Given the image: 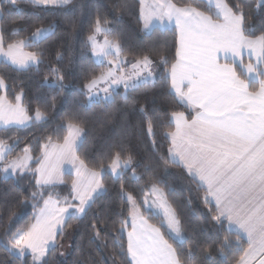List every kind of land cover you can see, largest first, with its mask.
<instances>
[{"label": "snow or ice", "instance_id": "1", "mask_svg": "<svg viewBox=\"0 0 264 264\" xmlns=\"http://www.w3.org/2000/svg\"><path fill=\"white\" fill-rule=\"evenodd\" d=\"M21 3L61 13V18L45 25L37 15L12 27L11 8L22 13ZM135 3L146 40L172 27L171 57L166 45L129 47L117 21L130 11V0L112 5L119 13L116 20L97 11L83 39L76 20L82 5L76 0H0V66L39 73L48 56L44 46L64 24L80 51L79 62L101 69L77 86L66 83L71 73L49 64L31 99L23 83L0 74V132L5 134L46 124L56 107L52 93L75 88L64 96L68 111L51 134L25 144L19 153L22 138L0 135V174L17 182L31 177L29 188L17 193V205L30 203L33 211V222L15 230L14 208H8L6 220L0 215L6 226L0 249L15 260L30 256L32 264H69L67 258L56 259L57 254L65 257L60 241L72 222L86 218L108 193L106 180L111 179L118 184L120 210L109 213L106 206L87 227L92 240L106 246L111 237L112 264H214L212 245L201 246L188 229L186 204L173 186L179 177L172 169L178 168L195 185L207 219L220 233L214 242L224 257L220 264H229L234 248L243 253L235 264H264V0ZM65 58V52L56 51L58 62ZM157 85L191 109L164 113L170 130L164 133L168 146L163 150L154 124L160 115L139 100L140 93ZM132 112L142 114L141 130L151 140L153 155L146 162L123 144L133 127L128 120ZM89 115L100 127L115 123L118 129L114 143L90 161L80 155L90 142ZM60 185L68 187V195L56 191ZM191 202L189 196L187 205ZM109 214L115 217L111 221Z\"/></svg>", "mask_w": 264, "mask_h": 264}, {"label": "trees", "instance_id": "2", "mask_svg": "<svg viewBox=\"0 0 264 264\" xmlns=\"http://www.w3.org/2000/svg\"><path fill=\"white\" fill-rule=\"evenodd\" d=\"M76 2L82 5V10L78 11L76 16L77 25L83 26L80 39H83L88 34L90 21L97 11L105 15L110 21L116 20V17L119 15V13L115 12L112 8L116 0H76ZM174 2L179 4L182 0H174ZM130 3L132 5L130 11L117 21V26L123 31L129 47L133 51H137L138 49H146L152 43L166 45L169 50L168 54L171 57L174 54L173 45L176 40V35L172 27L156 33L151 41L146 40L145 34L141 31V24L137 20L138 5L135 3V0H130ZM19 8L23 9L22 13L18 12L16 7L11 8V17L16 22L11 25L12 27H21L34 20L37 15L44 19L45 25L48 21H58L61 18V13L41 11L25 3H21ZM28 34L30 33H25V35ZM44 47L48 50V56L45 64L41 66L39 73L35 71L31 73H18L10 68H3L0 66V74H6V79L11 77V79L16 80L17 83H23L25 85V92L29 99L37 94L38 85L42 81L49 64L59 66L66 73H71V75H68L66 78V83L69 85L74 84L79 86L88 73H99L101 71V69L94 64H81L79 62L80 51L76 48V41L74 38H72L70 42L67 25L61 24L57 36ZM69 47H71V52L68 51ZM56 51L65 52L66 58L62 63L55 59ZM49 79H51V77H49ZM9 82H11V80H9ZM68 91L75 93V88L66 90V93L61 95L52 93V95L56 97V107L49 113V119L46 124L35 125L27 129H21L7 134L0 132V135H15L22 138L24 142L16 149V152L19 153L25 144L33 142L36 138L51 134L52 128L65 117L68 111V108L65 107L64 104V96L67 95ZM39 92L46 93L47 89H39ZM7 95L9 99L13 98L11 91H9ZM49 99H51V97H49ZM139 100L141 104H145L149 109L155 107L160 115V119L154 120V124L156 140L163 150L168 146V141L164 139V133L170 130L167 126V116H165L164 113L167 112L170 114L173 111L188 112L191 111V109H186L181 104H178L177 98L170 94L169 89L163 85H157L155 88L140 93ZM88 119L93 121L91 115L88 116ZM116 120H119V114H117ZM128 120L133 127L129 134L123 139V144L136 155L138 161L146 162L152 157L153 151L150 137L147 135L146 131L141 130L144 127L142 114L139 112H132ZM90 127V142L80 153L82 158L89 161L100 152L106 150L110 144L114 143L115 131H118V129H115V123L100 127L99 124L93 121ZM115 146L119 147V144H115ZM32 155H38L35 148L33 149ZM137 171L142 173L143 168H139ZM172 171L175 177H179V179L175 180L173 186L177 189L178 199L181 203L186 204L185 220L190 233L194 240L201 246L212 245L214 264H220L224 257L216 253V245L214 243L219 238L220 233L207 219L206 209L198 200L199 193L196 191L195 185L183 177L180 169L175 168L172 169ZM30 179L31 177H26L24 180L17 182L14 179L5 180L3 175L0 174V215H3L6 220L8 208H14L18 215V220L15 222L13 230H15V228L26 227L33 222L31 204L29 203L28 206L17 205V193L22 188H29ZM68 180L69 178L66 177V181ZM106 185L108 187V193L98 201L96 207L89 212L86 218L81 221H73L72 227L65 233L63 239L69 237L70 233L73 234L71 240L72 249L65 257H60L59 254H57L56 259L58 261L67 258L69 264H112L113 247L111 237L109 236L106 238V246L105 241L92 240L90 229L87 227L93 216L104 214L106 206L109 213H115L120 210V201L117 195L118 184L108 179L106 180ZM129 190H131L130 187ZM56 191L59 192L61 196L68 195V187L66 185H60L57 187ZM189 196H191L192 202L190 205H187ZM114 218L115 217L111 214L107 215L109 221ZM5 231L6 226L4 222H0V237H3ZM112 235H114V233H112ZM244 240L246 239L244 238ZM243 247H247V244L244 243ZM77 249H79L78 254ZM242 254L243 253L238 248H234L233 255L229 257V264H235V261L238 260ZM0 264H32V260L30 256L15 260L4 252L3 249H0Z\"/></svg>", "mask_w": 264, "mask_h": 264}, {"label": "rangeland", "instance_id": "3", "mask_svg": "<svg viewBox=\"0 0 264 264\" xmlns=\"http://www.w3.org/2000/svg\"><path fill=\"white\" fill-rule=\"evenodd\" d=\"M72 238H73V234L70 233L69 237H66L65 239L60 241V243L64 246L61 249V251H63L65 253V255H67V253H69L72 249V246H71V239Z\"/></svg>", "mask_w": 264, "mask_h": 264}, {"label": "crops", "instance_id": "4", "mask_svg": "<svg viewBox=\"0 0 264 264\" xmlns=\"http://www.w3.org/2000/svg\"><path fill=\"white\" fill-rule=\"evenodd\" d=\"M169 27H171V26H169ZM169 27H168V28H169ZM65 167H67V165H65ZM66 177H67V176H65V180H66ZM245 239H246V237H245Z\"/></svg>", "mask_w": 264, "mask_h": 264}]
</instances>
